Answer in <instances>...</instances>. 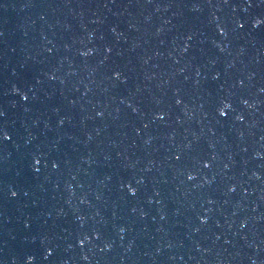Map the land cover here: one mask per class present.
Listing matches in <instances>:
<instances>
[{
    "label": "water",
    "instance_id": "1",
    "mask_svg": "<svg viewBox=\"0 0 264 264\" xmlns=\"http://www.w3.org/2000/svg\"><path fill=\"white\" fill-rule=\"evenodd\" d=\"M0 264H264V0H0Z\"/></svg>",
    "mask_w": 264,
    "mask_h": 264
}]
</instances>
